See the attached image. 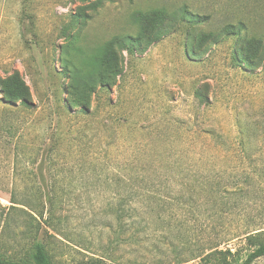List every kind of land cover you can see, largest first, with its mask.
Listing matches in <instances>:
<instances>
[{"label": "rangeland", "instance_id": "rangeland-1", "mask_svg": "<svg viewBox=\"0 0 264 264\" xmlns=\"http://www.w3.org/2000/svg\"><path fill=\"white\" fill-rule=\"evenodd\" d=\"M246 124L263 132L249 143L252 163L239 157ZM188 131L213 132L205 141L222 154L199 156ZM184 165L252 178L229 201L225 230L264 218V0H0L5 257L27 260L26 213L45 219L48 197L49 224L68 219L66 238L38 236L54 264L188 257L222 227L218 202L189 212ZM122 199L125 225L142 214L140 236L121 231ZM230 248L231 261L252 250Z\"/></svg>", "mask_w": 264, "mask_h": 264}, {"label": "trees", "instance_id": "trees-1", "mask_svg": "<svg viewBox=\"0 0 264 264\" xmlns=\"http://www.w3.org/2000/svg\"><path fill=\"white\" fill-rule=\"evenodd\" d=\"M22 104L26 105L25 99H22ZM85 112L84 114H87ZM188 138H195L194 141L198 148L197 152L199 156L205 153H211L215 155L222 154V147H214L209 143H206L204 138V134L209 136H214L213 132H186ZM262 131H259L258 128L252 127L249 125H244L243 127H239V157L240 159L248 160L249 163L256 162L251 160V153L255 155V152L252 151L249 147V143L252 140L260 139L262 135ZM219 145V144H218ZM185 150V149H184ZM224 158L230 159L233 155V151H223ZM251 158V159H250ZM219 170V169H218ZM215 173L212 169L205 170L203 169L200 174H195L194 167L188 168L187 165H184V172H186V176H184V183H182V187L187 190V195L185 203L188 206L189 212L197 214L196 210L198 207L203 206L205 209V216L207 214H211L213 212L212 208H207L208 206L213 204H220V210L217 215V220L219 222V226L222 227L224 222L222 219L225 216H229L233 212L225 211L230 207V202L233 197H243V195L247 194V189L252 186V178L249 174L242 172L239 176H231L230 174H226V170L222 169L224 175L219 171ZM187 175L191 177V180L187 178ZM264 194V193H263ZM206 197V204L199 203V199L201 197ZM217 197V198H215ZM127 202L130 200V196H127ZM218 199V200H216ZM125 199H122L121 205V213L119 216V225L121 227V231L123 233L128 232L129 229H133L134 233L140 236L141 233H145L147 231V225L142 219L141 215H134L139 218L137 222H132L130 225H125V219L129 218L128 211L125 209ZM47 207L48 209L45 211L46 218L44 219L43 212L38 213V215H34L31 213H26L30 218V231H31V239L32 244L29 251V255L27 260H12L5 257L0 252V264H54L51 260L46 245L38 239L39 235L45 234V236L49 237L48 229L54 232L56 235H62L65 237L64 233L65 228L67 226L64 223H68V219H59V224L51 225L49 221L55 215L56 206L54 203H51V199L47 198ZM120 205V206H121ZM206 205V206H205ZM206 207V208H205ZM135 210H133L134 212ZM227 218V217H226ZM210 219V217H209ZM122 220V221H121ZM251 226H261V228L252 229ZM126 228V229H125ZM125 229V230H124ZM207 230V229H206ZM204 233H206L204 231ZM52 237V236H51ZM66 238V237H65ZM230 244L234 245H247V247L252 250L247 253L243 260H230L235 256L238 252L235 250L232 252V248H230ZM172 246V245H171ZM188 254V257H181L175 253V259L173 261H167L165 258H154L145 259L139 257L141 261L132 260L129 264H188L190 262L198 261V264H204L208 259L214 261L213 264H254L259 259L264 258V218H259L257 221L251 220L249 222H245L241 226L233 227L230 230H225L222 227V230L218 234L215 235L212 239L205 238L202 241V245L199 248L191 249V245L184 250V256ZM104 260L112 261L111 259H107L105 257H88L87 261L79 264H103Z\"/></svg>", "mask_w": 264, "mask_h": 264}]
</instances>
